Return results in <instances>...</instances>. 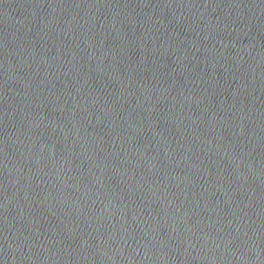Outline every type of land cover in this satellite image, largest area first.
I'll return each mask as SVG.
<instances>
[{"label": "water", "instance_id": "obj_1", "mask_svg": "<svg viewBox=\"0 0 264 264\" xmlns=\"http://www.w3.org/2000/svg\"><path fill=\"white\" fill-rule=\"evenodd\" d=\"M0 264H264V0H0Z\"/></svg>", "mask_w": 264, "mask_h": 264}]
</instances>
